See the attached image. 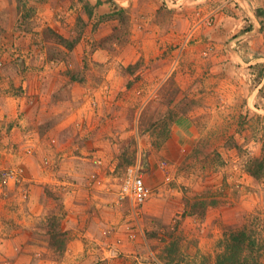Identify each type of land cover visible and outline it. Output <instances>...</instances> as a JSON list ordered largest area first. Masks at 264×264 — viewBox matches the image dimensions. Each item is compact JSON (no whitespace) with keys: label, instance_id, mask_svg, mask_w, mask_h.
<instances>
[{"label":"rangeland","instance_id":"rangeland-1","mask_svg":"<svg viewBox=\"0 0 264 264\" xmlns=\"http://www.w3.org/2000/svg\"><path fill=\"white\" fill-rule=\"evenodd\" d=\"M132 1L0 0V264H215L264 230V18L232 67L183 65L159 41L180 9ZM186 1L190 46L217 4Z\"/></svg>","mask_w":264,"mask_h":264},{"label":"crops","instance_id":"crops-1","mask_svg":"<svg viewBox=\"0 0 264 264\" xmlns=\"http://www.w3.org/2000/svg\"><path fill=\"white\" fill-rule=\"evenodd\" d=\"M165 1L167 5H169V8H173L174 6V8L176 7V9L180 10L178 11L177 15L175 13L176 17H173L174 21L172 17H169V25H167L169 30L165 27V30L161 34L162 38H160L159 41L161 42L164 49L169 45H180L181 48H179V50L184 51L182 53L184 55V58H180L179 62L183 65L185 61L187 63H191L195 60L197 61L198 58L200 59L202 52L205 50V52H207V55H209V58L203 61V65L206 66V62H209L207 64H209L211 68H213V66H216L217 64L223 67L225 65L224 63L228 62L230 67H232L234 65L233 62L235 61V59H233L234 61H232L231 59L233 57L236 58V56L238 55V46L247 39H253V42L255 40L257 41L258 35L261 34V32L258 31L261 28L262 20L264 18V0H239V9H237V5L236 7H234V3L232 2H227V5L225 4L220 6L218 0H210L217 4L211 7L215 9L213 11L216 13L215 22L211 26H207L200 30L198 29L193 37L195 43L187 46V44L184 43V39L185 37L187 39L189 34L186 35L181 31L185 32L189 28L188 21H191L192 18L187 17L183 12V10L187 9L186 5L184 7L179 6L181 4V1H185V3L183 4H187V1L178 0V2L176 3L173 0ZM132 2L133 1L130 0L131 5ZM14 6L16 5L14 4L13 7ZM150 7L152 9L151 12H154L153 9H155L156 6ZM124 8L126 7L121 8V10H123ZM159 9H161L160 5H158V7L155 9L157 11L149 16L154 19H159V17H157ZM241 9L244 13L240 11ZM240 12L242 14H245V17ZM244 18H248L249 21L247 22L243 20ZM237 22H240V24L237 25ZM248 23L251 25H248ZM236 26H239V30L236 28ZM186 27L188 28L186 29ZM157 42L158 40H151L148 43L154 44ZM176 82L178 84L180 83V88H184L183 84L181 83L180 77L177 78ZM182 121L183 118H181V122Z\"/></svg>","mask_w":264,"mask_h":264},{"label":"trees","instance_id":"trees-1","mask_svg":"<svg viewBox=\"0 0 264 264\" xmlns=\"http://www.w3.org/2000/svg\"><path fill=\"white\" fill-rule=\"evenodd\" d=\"M259 171L251 173L258 177ZM220 247L215 264H264V230L259 226L245 225L225 232Z\"/></svg>","mask_w":264,"mask_h":264},{"label":"built area","instance_id":"built-area-1","mask_svg":"<svg viewBox=\"0 0 264 264\" xmlns=\"http://www.w3.org/2000/svg\"><path fill=\"white\" fill-rule=\"evenodd\" d=\"M122 195L131 198L136 205H143L152 195V189L145 183L139 168L128 170Z\"/></svg>","mask_w":264,"mask_h":264}]
</instances>
